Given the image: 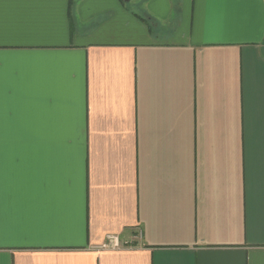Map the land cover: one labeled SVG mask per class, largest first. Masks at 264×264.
Segmentation results:
<instances>
[{"label":"crops","instance_id":"1","mask_svg":"<svg viewBox=\"0 0 264 264\" xmlns=\"http://www.w3.org/2000/svg\"><path fill=\"white\" fill-rule=\"evenodd\" d=\"M0 264H264V0H0Z\"/></svg>","mask_w":264,"mask_h":264},{"label":"built area","instance_id":"2","mask_svg":"<svg viewBox=\"0 0 264 264\" xmlns=\"http://www.w3.org/2000/svg\"><path fill=\"white\" fill-rule=\"evenodd\" d=\"M141 229L138 227L136 230L135 235H133L132 240L138 239L141 237ZM123 245L129 246L131 245V240H124L121 242L117 235L115 234H107L105 237V241L100 245L102 248H109V249H118Z\"/></svg>","mask_w":264,"mask_h":264}]
</instances>
